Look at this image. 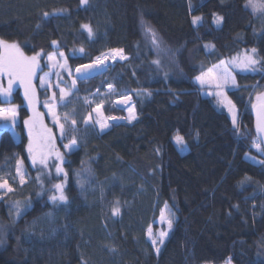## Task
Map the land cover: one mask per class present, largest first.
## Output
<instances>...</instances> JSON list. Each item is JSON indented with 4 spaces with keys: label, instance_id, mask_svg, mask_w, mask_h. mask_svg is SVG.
<instances>
[{
    "label": "trees",
    "instance_id": "obj_1",
    "mask_svg": "<svg viewBox=\"0 0 264 264\" xmlns=\"http://www.w3.org/2000/svg\"><path fill=\"white\" fill-rule=\"evenodd\" d=\"M245 2L191 0L190 11L189 0H90L87 6L80 0H0V38L18 41L28 55L52 51L51 41L57 40L75 68L110 48L125 49L129 61L77 82L80 97L97 88L103 92L110 80L121 90L152 92L150 97L133 96L136 121L110 122L102 134L85 131L79 123L88 110L82 102L58 108L63 113L75 106L80 128L79 149L65 157L71 161L64 165L69 171V203L59 207L47 196H36L37 169L31 167L23 124L33 112L23 88L16 84L10 97L0 94V107L19 106L20 134L18 141L9 126H0V174L13 170L17 155L29 173L27 184L15 185L16 190L0 201V222L7 228L0 264H224L229 257L234 264H264V167L245 158L248 153L264 160L251 148L256 133L250 105L255 91L264 89V74L238 73L239 88L229 91L245 112L240 119L243 137L234 133L226 111L192 83L202 67L206 70L242 49L257 47L264 55V16L253 14ZM59 9L66 11L44 18V12ZM214 14L225 18L219 27L213 23ZM193 15L203 16L202 26L192 24ZM141 18L169 50L159 55V71L150 63L157 54L143 35ZM85 23L95 31L92 40L81 28ZM206 44L215 48L206 49ZM80 47L85 52L73 56L72 50ZM48 70L38 71L34 81L38 112L58 133L45 110L48 92L39 83ZM0 84L6 85L2 76ZM104 111L126 116L108 103ZM177 130L187 141V154L173 142ZM60 143L57 135V147ZM73 170H87L82 171L88 179L84 190L76 184ZM245 175L252 179L241 187L237 182ZM29 197L31 207L14 220L9 215L11 202L23 204ZM117 200L122 215L113 217ZM165 202L176 223L157 255L146 233L150 225H157Z\"/></svg>",
    "mask_w": 264,
    "mask_h": 264
},
{
    "label": "snow or ice",
    "instance_id": "obj_2",
    "mask_svg": "<svg viewBox=\"0 0 264 264\" xmlns=\"http://www.w3.org/2000/svg\"><path fill=\"white\" fill-rule=\"evenodd\" d=\"M89 3L90 0H80L82 6H87ZM245 7L249 8L253 14L264 16V0H246ZM189 10H193L191 0H189ZM65 11L66 9H59L51 14L44 12L43 16L44 18H48L50 15H59ZM224 19L223 15H213V23L217 27L222 25ZM191 22L194 26H202L203 16L193 15ZM140 23L143 35L146 37L151 49L157 54V58L151 60L150 63L155 65L159 71L161 69L159 55L161 52L169 50L163 47L162 38L147 21L141 18ZM81 28L86 32L89 40L94 38L95 31L91 24H82ZM51 45L53 46L52 51L45 52L44 49H41L34 51L32 55H28L21 48L18 41L0 38V76L7 75L8 77L7 88H4L0 84V94L4 97H10L15 83H19L23 88L24 97L33 112V115L25 119L23 124L28 129L27 153L31 160V167L37 169L35 180L39 183V191L36 192V196L40 198L47 196V200L52 206L59 207L69 203L67 193L69 171L64 165L66 163L70 164L71 161L66 160L65 157L66 155L71 156L79 149L80 142L77 134L80 128L78 127V121L75 119L77 111L75 106L70 111H64L63 113L59 112L58 108L67 109L69 105L82 102L88 110L79 123L85 131L92 129L98 134H102L112 126L110 122L124 120L131 123L136 121L138 114L133 96L150 97L152 92L146 88L121 90L115 80H110L105 83V90L103 92H101L100 88H97L95 92L90 93L88 96L80 97L78 95L79 89L77 88L78 81L93 79L97 75H104L115 63L129 61V55L122 47L110 48L91 59L89 63L79 64L73 69L68 65V58L65 53L60 50L59 41L53 40L51 41ZM139 47L140 45L137 44L138 52ZM205 48L211 50L215 48V45L206 44ZM84 52L83 47L72 50L73 56H76L78 53L83 54ZM42 58L45 60L44 65L41 64ZM44 67H48L50 71L44 72L43 76L39 77V83L41 88L45 89V92H48L53 87L55 88V90L51 91V95L46 100L45 106L48 108L54 126L58 128V133H53V130L44 124L43 113H39L36 110L38 99L34 81L37 79V72H42ZM238 73L264 74V55L261 54L260 49L257 47L245 48L233 55L220 59L218 63L213 64L206 70L202 67L199 75L193 78L192 83L202 90L203 95L211 97L219 109L226 111L230 117L234 133L237 137H243L245 133L241 131L239 109L228 95L229 91L239 88L236 79ZM53 75L55 76L54 85L52 80ZM65 75L68 77L67 80L64 79ZM133 75H135V71H133ZM163 75L167 79L169 73L165 71ZM255 98L257 103L252 104V108L256 112V136L251 141V148L255 149L261 156H264V92L257 93ZM105 103L110 104L113 108L125 111L127 115H105L103 112ZM18 108V105H12L7 108L0 107V120L7 122L0 126L8 127L10 124L14 129L17 123ZM57 135L61 141L59 147L56 145ZM172 139L181 154L188 150L187 141L178 130ZM65 141L67 142L65 143ZM61 148L63 151L60 150ZM245 158L264 167V160H257L255 156H251L248 153L245 154ZM82 171L86 172L87 170H73V173L76 184L81 190H84L88 179L82 175ZM53 177H55L57 182H53ZM28 178L29 173L24 168V159L17 155L14 170L0 174V201L16 190L14 185L24 186L27 184ZM44 178L48 180V187H45ZM251 179V177L245 175L237 183L243 187L246 183L251 182ZM254 196L255 194L251 198H254ZM30 207L31 197L27 198L23 204L18 200L12 201L9 215L14 220L18 219ZM261 207L264 208V205H261ZM111 213L113 217L122 215L121 205L118 200L115 201ZM159 222L166 224V228L154 232L150 225L146 233L147 239L151 242L157 255L160 254L161 248L169 238L176 222L175 213L166 202L164 208L160 210ZM4 243L5 233L0 228V245ZM226 264H231V257L228 258Z\"/></svg>",
    "mask_w": 264,
    "mask_h": 264
},
{
    "label": "rangeland",
    "instance_id": "obj_3",
    "mask_svg": "<svg viewBox=\"0 0 264 264\" xmlns=\"http://www.w3.org/2000/svg\"><path fill=\"white\" fill-rule=\"evenodd\" d=\"M65 55H66V54H65ZM66 56H67V55H66ZM67 58H68V56H67ZM67 62H68V65H69L71 68H73L72 65L70 64L69 58H68ZM73 69H74V68H73ZM49 71H50V69H49L47 72H49ZM53 71H54V70H53ZM43 74H44V73H43ZM43 74H42L41 76H43ZM2 77H4V78L6 79V85H5V87H4V86H3V87H4V88H7V85H8V77H7V75H4V76H2ZM64 79L67 80L68 77L65 75V76H64ZM52 80H53V85H54V83H55V76H54V75L52 76ZM16 84H19V83H15V84L13 85V87H14ZM40 88H41V87H40ZM12 90H13V88H12ZM53 90H55V89H54V88L49 89V91H48V98H46V100L49 99V97H50V95H51V91H53ZM259 92H264V89H258V91H255L254 96H253V98H252V101H251V103H250V105H251V109H252V110H254V109L252 108V104L257 103L255 97H256V94L259 93ZM228 95H229V93H228ZM204 96H206V95H204ZM206 97H208V96H206ZM210 98H211V97H210ZM37 99H38V98H37ZM46 100H45V102H46ZM45 102H44V105H45ZM12 105H15V104H9V105H5V106H3V107L7 108V107H10V106H12ZM38 108H39V99H38V102H37V104H36V110H37V111H38ZM237 108H238V106H237ZM18 109H19V108H18ZM238 109H239V108H238ZM45 110H46L47 114H48L49 117H50L49 119H50L51 122H52L51 115L49 114L48 108H47L46 106H45ZM103 112H104V114L106 115V113H105V111H104V108H103ZM244 113H245L244 111L240 112V109H239V122H241L240 119L242 118V116H243ZM125 114H127V113L125 112ZM18 119H19V112H18V116H17V123H18V121H19ZM2 122L7 123V122H5V121H2ZM17 123H16L14 129H13V127H12L10 124H9V127H10L11 131L13 132L14 136H15V137L18 139V141H19V139H20V134H19V132L17 131ZM52 123H53V122H52ZM187 148H188V146H187ZM187 152H188V150H187L185 153L187 154ZM185 153H183V154H185ZM257 160H260V159H257ZM13 170H14V167H13ZM13 170H12V171H13ZM10 183H11V181H10ZM14 186H15V185H14ZM163 208H164V207H163ZM172 211H173V210H172ZM159 217H160V213H159ZM155 223H156L157 225L152 227L154 232L166 228V224H161V223L159 222V218H158L157 220H155ZM175 223H176V222H175ZM174 226H175V225H174ZM0 228H2L3 232L6 234V230H7V228L4 226L3 223L1 224V222H0ZM208 264H211V263H208ZM224 264H226V262H225ZM231 264H234V263L231 261Z\"/></svg>",
    "mask_w": 264,
    "mask_h": 264
},
{
    "label": "water",
    "instance_id": "obj_4",
    "mask_svg": "<svg viewBox=\"0 0 264 264\" xmlns=\"http://www.w3.org/2000/svg\"><path fill=\"white\" fill-rule=\"evenodd\" d=\"M107 72V71H106ZM105 72V73H106ZM104 73V74H105ZM99 75H97V76H95V77H98ZM89 80V79H88ZM137 111V110H136ZM125 115H127V114H125ZM253 115H254V130H255V133H256V112H255V109L253 110ZM121 121H123V120H121Z\"/></svg>",
    "mask_w": 264,
    "mask_h": 264
}]
</instances>
